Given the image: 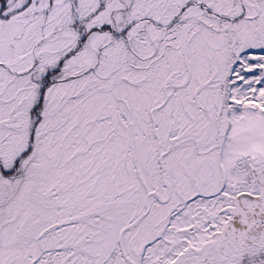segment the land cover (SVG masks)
<instances>
[{
    "label": "snow or ice",
    "instance_id": "6c2138e0",
    "mask_svg": "<svg viewBox=\"0 0 264 264\" xmlns=\"http://www.w3.org/2000/svg\"><path fill=\"white\" fill-rule=\"evenodd\" d=\"M0 264H264V0H0Z\"/></svg>",
    "mask_w": 264,
    "mask_h": 264
}]
</instances>
